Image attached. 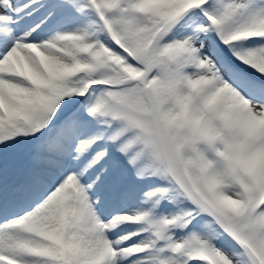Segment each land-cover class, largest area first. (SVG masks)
<instances>
[{
    "label": "snow or ice",
    "instance_id": "6c2138e0",
    "mask_svg": "<svg viewBox=\"0 0 264 264\" xmlns=\"http://www.w3.org/2000/svg\"><path fill=\"white\" fill-rule=\"evenodd\" d=\"M0 264H264V0H0Z\"/></svg>",
    "mask_w": 264,
    "mask_h": 264
}]
</instances>
